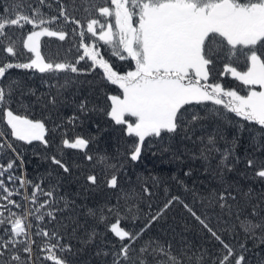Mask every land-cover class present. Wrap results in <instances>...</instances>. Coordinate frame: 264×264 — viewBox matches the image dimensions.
<instances>
[{"label": "snow or ice", "instance_id": "snow-or-ice-1", "mask_svg": "<svg viewBox=\"0 0 264 264\" xmlns=\"http://www.w3.org/2000/svg\"><path fill=\"white\" fill-rule=\"evenodd\" d=\"M22 2L13 0L11 4L0 5V125L7 129L0 133V150L7 148L16 153V159L0 164V258H8L3 264H35V237L43 241L42 264H74L76 252L66 236L78 228L73 223L62 225L63 232L56 228L49 231L33 222H46V218L47 222L58 221V215L69 204L65 202L64 208L54 207L58 203L59 185L45 187L43 181L37 183L15 175V169L24 160L16 152L13 141L27 144L39 141L47 149L49 129L45 121L29 118L13 107L16 82L5 85L13 70H33L49 76L61 73L78 76L99 70L105 84L115 86V94H107L103 107L94 109L82 101L78 111L87 117L90 111L97 110L119 126L132 140L126 154L131 162L140 161L146 141L163 140L181 131L186 132L188 139V125L199 121L200 116L194 113L191 121H187L186 114L197 105L211 104L217 115L227 111L264 130V0H102V3L88 0L84 19L70 14L60 0H57L59 14L47 18L39 7L29 5L25 11ZM45 2L38 0L39 5ZM17 31L19 35H15ZM44 37L76 40V58L64 62L49 60L42 52ZM103 47L110 49V54L101 51ZM113 57L134 62V66L118 67ZM241 59L243 64L239 63ZM82 61L86 69L79 67ZM228 76L246 89L245 94L222 83V78ZM48 102L55 105L56 97H50ZM79 119L74 114L69 123L75 127ZM92 139L81 135L69 137L65 132L61 143L63 148L82 151L92 161L93 157L85 151ZM208 145L212 146L209 151H219L214 147V137L209 136ZM231 154L232 149H226L222 160L227 161ZM47 158L65 174H71V168L61 157ZM236 161L239 162V157ZM245 164L256 179L264 182V161L257 164L255 159L248 158ZM121 166L111 165L113 174L106 181L109 189L118 188L115 170ZM190 174V170L185 172ZM86 184L89 188L98 186L97 175L89 174ZM144 191L149 190L145 187ZM215 199L221 210L232 213L231 202L236 196L230 188L218 191ZM176 203L182 204L218 242L220 248L212 257V264H249L244 244L237 251L206 217L198 215L178 196L169 199L156 213L150 212L138 231L124 222L126 218L118 203L100 209L98 217L97 210L89 208L87 214L104 224L114 237L110 251L101 250L96 255H111V264H132L131 253L137 251L136 243ZM256 214L253 207L250 215ZM236 215L239 219V213ZM259 227L251 225V228ZM97 235L93 228L83 242H95ZM152 243L142 245L138 252L147 253ZM170 250V244L152 248L153 252L168 255L172 264H183ZM193 258L202 264V256L193 253ZM139 264L147 262L141 260Z\"/></svg>", "mask_w": 264, "mask_h": 264}, {"label": "trees", "instance_id": "trees-1", "mask_svg": "<svg viewBox=\"0 0 264 264\" xmlns=\"http://www.w3.org/2000/svg\"><path fill=\"white\" fill-rule=\"evenodd\" d=\"M12 2L0 0V5ZM60 2L67 6L70 14L81 19L87 16L84 8L89 6L88 0ZM95 3H102V0H95ZM29 5L39 7L46 18L59 14L60 3L57 0H46L43 5H39L38 0H23L25 11L29 10ZM19 34L15 32V35ZM42 43L43 54L54 62L72 61L78 54L75 48L77 41L71 37L65 41L44 37ZM101 51L110 54L107 47ZM112 59L124 69L134 66V62ZM239 63L243 64V60ZM79 67L86 69L87 65L82 61ZM98 73L99 70L78 76L71 73L49 76L33 70H13L5 81V85L12 81L17 85L13 107L29 118L45 121L49 129L47 149L39 141L32 144L13 141L16 152L24 160L23 165L15 169V175L37 183L43 181L45 187L59 185L56 189L58 203L54 207L64 208L65 202L69 204L63 214L58 215V221L47 222L46 218V222H33L49 231L56 228L61 232L64 231L62 225L77 224V231L66 236L76 252L74 264H111V255L96 253L110 251L114 237L106 231L104 224L87 214L88 209L97 210L98 217L100 209L118 203L122 216L126 218L124 222L130 229L138 231L147 222L150 212L156 213L169 199L178 196L198 215L206 217L237 251L244 244L249 264H264V182L256 179L245 164L248 158L255 159L257 164L264 161V130L227 111L217 115L215 106L211 104L207 107L197 105L190 107L186 114L187 121H191L194 113L200 116L199 121L188 125V139H185L186 132L181 131L179 135L166 136L163 140L155 138L150 143L146 141L140 161L131 162L126 154L132 140L119 130V126L109 122L97 110L90 111L87 117L78 111L82 101L87 102L89 109H94L103 107L107 94H115V86L106 85ZM222 83L228 88H239L241 94L246 92L230 76L222 78ZM53 96L56 97L55 105L48 102ZM74 114L80 116L75 127L69 123ZM6 131L0 125V133ZM65 132L69 137L81 135L93 138L85 150L93 157L92 161H88L80 150L63 148L61 142ZM209 136L214 137V147L219 151L208 150L212 148L208 145ZM229 148L232 154L227 161H223L222 153ZM52 155L63 159L71 168L70 175L51 163L47 157ZM101 158H104L103 161ZM14 159L16 153L7 148L0 150V164ZM113 164L122 165L115 170L118 175L117 189H109L106 183L113 174ZM189 170L191 174L185 175ZM89 174L97 175L98 186H87L86 177ZM145 187L148 193L144 191ZM226 187L236 196V200L231 202L232 213L221 210L215 199L217 192ZM253 207L257 212L255 216L250 215ZM251 225L261 227L256 230ZM93 228L98 233L95 242L84 243L87 233ZM35 239V264H42L45 253L40 248L43 241L40 237ZM150 241L154 243L148 252L139 253L138 249ZM166 244L171 245V255L183 264H197L193 253L203 257L202 264H212V257L218 254L220 248L218 242L179 203L171 206L136 243L137 251L131 253L132 264H139L141 260L147 264H172L168 255L152 251V248ZM7 259L0 258V264Z\"/></svg>", "mask_w": 264, "mask_h": 264}, {"label": "rangeland", "instance_id": "rangeland-1", "mask_svg": "<svg viewBox=\"0 0 264 264\" xmlns=\"http://www.w3.org/2000/svg\"><path fill=\"white\" fill-rule=\"evenodd\" d=\"M257 90H259V88L257 87ZM256 229V228H255ZM257 230V229H256Z\"/></svg>", "mask_w": 264, "mask_h": 264}]
</instances>
